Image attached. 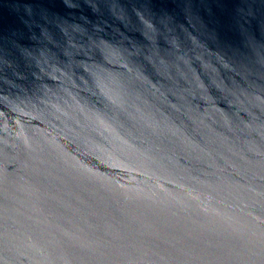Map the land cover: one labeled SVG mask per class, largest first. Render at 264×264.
<instances>
[{"label": "water", "instance_id": "water-1", "mask_svg": "<svg viewBox=\"0 0 264 264\" xmlns=\"http://www.w3.org/2000/svg\"><path fill=\"white\" fill-rule=\"evenodd\" d=\"M0 264H264V0H0Z\"/></svg>", "mask_w": 264, "mask_h": 264}]
</instances>
